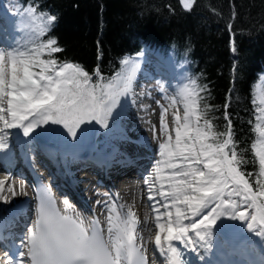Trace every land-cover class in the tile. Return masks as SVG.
Returning a JSON list of instances; mask_svg holds the SVG:
<instances>
[{
	"label": "snow or ice",
	"instance_id": "snow-or-ice-1",
	"mask_svg": "<svg viewBox=\"0 0 264 264\" xmlns=\"http://www.w3.org/2000/svg\"><path fill=\"white\" fill-rule=\"evenodd\" d=\"M182 2L185 8L191 7L192 0ZM55 21L54 15L37 16L34 7L23 10L22 23L30 29L32 40ZM56 44L53 38L30 50L0 48V151L8 147L10 129H19L24 137H29L37 128L60 125L75 139L84 124L95 122L108 128L122 98L132 94L139 58H123V68L114 77L107 82H102L103 78L93 81L79 64L40 59L44 49L49 50V55L62 51ZM235 50L233 43L232 51ZM33 67H39L40 71H33ZM96 76H100L98 68ZM194 86L192 82L179 93L184 113L182 118L174 114V140L168 131V109L161 106L160 127L166 140L159 144L161 159L145 181L150 201L154 200L150 181L154 178L160 183L157 194L163 203L155 201L152 205L158 213L155 246L166 257L167 264H187L174 241L193 252L211 250L213 229L222 218L239 221L249 232L264 238V183L257 181L258 190L254 191L239 168L242 161L234 148L229 154L233 144L231 121L227 139L216 143L208 142L209 132L193 126L192 117L199 120ZM260 103L264 105V99ZM259 111L258 120L264 122V107ZM205 126L210 128L207 121ZM256 130L258 139L253 147L259 175L264 177V123L257 124ZM165 169L170 171L165 174ZM165 182L167 192L163 191ZM7 191L13 196L20 194L11 187ZM3 192L4 180H0V193ZM39 197L36 220L27 227L21 244L5 252V264H146L142 246L137 243V220L131 210L121 215L114 206L111 208L116 214L108 216L105 239L98 221L85 225L78 214H68L67 200L63 212L57 209L47 186L40 187ZM0 200L7 201L8 197L0 195ZM160 207L165 211L160 212ZM162 218L166 219L161 222Z\"/></svg>",
	"mask_w": 264,
	"mask_h": 264
},
{
	"label": "trees",
	"instance_id": "trees-1",
	"mask_svg": "<svg viewBox=\"0 0 264 264\" xmlns=\"http://www.w3.org/2000/svg\"><path fill=\"white\" fill-rule=\"evenodd\" d=\"M10 2L20 14L31 6L37 16L56 17L36 40L31 39L30 29L25 31L22 50L54 38L62 51L49 55L44 49L40 59L79 64L93 81L107 82L122 70L123 58L136 57L144 47L185 65L187 79L195 85L199 120L194 116V126L209 132L208 142L216 143L227 139L231 121L229 154L234 148L242 161L239 168L254 191L257 181L264 183L253 147L257 124L264 123L258 120L261 106L255 100L257 84L264 77V0H192L190 8L182 0Z\"/></svg>",
	"mask_w": 264,
	"mask_h": 264
},
{
	"label": "bare ground",
	"instance_id": "bare-ground-1",
	"mask_svg": "<svg viewBox=\"0 0 264 264\" xmlns=\"http://www.w3.org/2000/svg\"><path fill=\"white\" fill-rule=\"evenodd\" d=\"M4 23L5 19L4 21L0 20V29L2 33L5 29L3 26ZM2 33H0V47L4 45L6 42L4 38L8 35V33ZM145 54L146 51L141 56L139 69L136 73L135 80L133 81L132 94L126 98H122L124 108L120 113V118L125 129L115 133L113 140L106 147L101 160L95 159L96 161L94 162V158L91 157L92 159H87L86 161L87 165H93L104 161L106 163L109 162V170H106V172L113 173V170L127 169L125 165L119 163L122 162L120 160L124 158V154L126 152H130L131 154L136 153L137 156L140 155L141 157L138 156V158H140L138 162L131 164V166L135 167L138 172L146 170L145 166L148 163V158H151L152 160V163L148 168L149 171L146 172L144 176L145 179L143 180V177L132 174L130 178L124 177L125 179H123L120 183L113 184L112 181L110 182L108 178L105 177L106 175L103 173L104 169H102L101 166H96L95 169L100 172L99 176L102 177L103 182L105 181V187L107 186V192L100 191L96 188L97 186H95V180L88 173L89 171H92L91 169L82 171L78 170L76 174V172L69 170L67 165L64 164L62 160L60 163H55L50 159H47L46 153L51 151L49 149L42 148L40 142L45 143L50 140V130L44 129L39 132H34L29 137H24L22 133L18 131L12 132L11 147L9 146V150L4 152L2 155L4 156L3 159H5L7 163L0 165V180H4V192L0 193V195L7 196L8 200H0V207L15 200L18 202L22 200L24 202V206L18 214L6 217V219L0 223V239H3L4 244L8 245L7 240H10V236L13 238L18 236L19 230L21 226H23L22 224L27 213L31 210V208L33 209L37 205V198L28 183L33 182L34 178L38 180L40 178L42 179L46 171H43L44 168H40V163H35L31 154L29 152H25L24 150L25 144H28L26 147H29V144L36 143V146L40 147L36 150L35 155L37 157H41L42 155L45 158V166H48V168L50 167L51 169L46 182L51 180V177H53L52 183L55 190L59 194L58 204L61 209L64 211V201L67 200L70 205V210L68 212L69 215L78 214L79 217L85 221V225H88L89 222L93 220L98 221V225L101 226L104 231L105 239L108 237V216L110 214L115 216L116 214L115 212H111V208L114 206L116 212L121 213V215H125L129 210H131L135 214V218L137 220V243L142 246L143 251L144 246L141 237L145 234L144 229L146 223H148V217H146V212L144 216L137 214L136 212L138 211L135 212L133 206L136 202H139V199H137V193L139 192L140 187L149 192L147 189L148 184H146L145 181L148 180L153 173L156 161L161 159L159 155V144L166 140V136L162 134L160 127L161 106L168 109V131L172 135L173 140L175 139L174 114L178 113L182 118L184 113V103L179 95L181 89L184 88L183 72L179 68L172 69V67L167 66L163 62L157 63L154 58H151L149 61ZM159 65L160 68H158ZM157 69L160 70L158 72L159 75L156 72ZM180 73L182 75H180ZM160 75L163 78L161 84L164 87L165 92L159 90L154 92L156 87L152 86L151 83L156 81L154 76L160 77ZM165 97H167V99ZM158 99L160 101L159 104H157ZM173 100H175L174 104L172 103ZM69 157L71 156L69 155ZM80 158L85 159L83 156ZM19 161H24L25 169L22 167L17 169L13 168L15 162ZM58 167L59 169H57ZM33 168L36 170L35 173L33 172ZM164 171L165 174H167L170 170L165 169ZM78 172L80 175L73 178V176L78 175ZM139 177H141V181L135 180L137 178L139 179ZM62 180L67 182L69 185L72 180L75 185L73 187H76L77 190H74L73 187L69 188V185H65L64 183L62 184ZM102 180L100 179V182H102ZM139 182L142 183L140 186ZM150 183H154V190L158 193L160 190V183L154 178L150 181ZM21 186L23 188L22 192L20 191ZM9 187H11L13 191L20 194L13 196L7 191ZM163 191H168L167 182H165ZM77 194L82 195L87 201L85 203H82L83 200L76 202L71 198L73 197L77 199ZM157 200L163 203V200L159 195ZM98 201L100 203H97ZM140 202L142 203V200H140ZM144 203L147 204L148 202L145 201ZM141 206L143 205L141 204ZM162 209L165 210L164 208ZM185 223L187 222L185 221ZM229 232L230 230H225L223 227H216L215 229L216 237L220 236L225 245L231 244L232 248H229L230 250L228 252L220 250L218 246L209 251H205L204 249H198L196 252L191 251V249L185 250L193 253L194 257L198 260V264H264V254L262 255V261L252 258L247 253L242 255L239 252L241 242L239 240L234 241L235 239L232 238V233ZM214 237L215 236L213 235L212 242L214 241ZM21 241L22 240L20 239V242ZM173 243L177 247L182 248V246L179 245V242L174 241ZM16 244V247H18V243ZM6 248L8 251L9 249H13L14 245ZM5 252L6 251H3L2 254L5 255Z\"/></svg>",
	"mask_w": 264,
	"mask_h": 264
},
{
	"label": "rangeland",
	"instance_id": "rangeland-1",
	"mask_svg": "<svg viewBox=\"0 0 264 264\" xmlns=\"http://www.w3.org/2000/svg\"><path fill=\"white\" fill-rule=\"evenodd\" d=\"M0 9L3 11L2 15L6 14V16H8L7 17L8 20H10V24L12 23V25L15 27V36L11 40V41H13V39L15 40L14 44H12L10 46H5L6 45L5 44L6 42H5L4 45L0 47L2 49L10 51L13 48L19 47L20 44L24 42L25 38L23 39V35L25 37V31H27L29 28H27L22 23L23 13L20 14V12H18L17 5L12 4L10 2V0H5V2H3V0H0ZM3 19H5V22L7 21V19L5 17ZM6 37L8 39H10L11 35L8 34ZM21 39L23 41L20 42ZM178 68L181 71H183L182 66L181 67L179 66ZM183 84H184V82H183ZM151 85L152 86L156 85L155 81H153L151 83ZM185 86H189V83L185 82ZM154 87H156V90H159L158 85L154 86ZM262 99H264V78H262V80L260 81V83L258 85V90H257V102H258V104H260L261 107H264V105H262L260 103V101ZM157 101H159V99ZM123 108H124V103H123V99H122L120 105H118L117 109L114 110L113 116L109 120V127L108 128H103L100 125L96 124L95 122H92L90 124H84L81 126V130L78 131V135L75 139H72L71 137H69L66 133V130L63 129V127L60 125L43 126V127L37 128L35 130V132H39V131L44 130V129L50 130L51 131L50 140L48 142L46 141L45 144H47V146H49L50 148H52L55 151H58V152L60 151V154L63 153L65 160L70 163L72 157H69L68 155L74 157V156H76V154H85V153L93 154L96 152V150L100 152V150H102L101 147H103L104 145L108 146L109 143L113 140L115 132L117 133L120 130L125 129V127L122 125V121L120 118V113L123 111ZM8 131L10 133H12L13 131L21 132V130H19V129H10ZM11 136H12V134L9 136L7 149L0 151L1 157H4V156H2L3 153L8 151L9 148L11 147V144H12L11 143ZM45 144L43 143V146L41 145L42 148L46 147ZM25 145L28 146V144H25ZM29 145H30L29 147L24 146L25 152H29L31 154L33 161L35 159V161H34L35 163H40V165L44 164L43 171L45 170L48 172L50 170L49 172H51L50 167L48 168V166H45V158L42 155H41V157H37L35 155L36 150L40 146H36V143H32ZM106 147H105V149H106ZM80 151H82V152L80 153ZM104 152H105V150H104ZM104 152H102L101 155H103ZM50 153L51 152L46 153V157L48 160L49 159L51 160ZM1 157H0V162L3 163L4 161H3V159H1ZM80 157H82V156L79 155V158ZM93 161L94 162L96 161L95 158L93 159ZM0 165H4V164H0ZM21 167L25 169L24 161L15 162V165L13 168L17 169V168H21ZM68 167L69 166H67V168ZM149 167H150V164H148L146 166L147 171H149L148 170ZM88 173H89V175H91L93 177V179L96 182L97 179L94 176L95 174H92V171H89ZM144 174H146V172ZM79 175H80V173L78 172V176ZM74 177L75 176H73V178ZM105 177H107V176H105ZM141 177H143V176H141ZM141 177H139V179L137 178L135 180L141 181ZM99 178L102 180V177L99 176ZM100 179H98V180H100ZM112 180H113V176L109 181L111 182ZM102 183H101V185L95 184V186H97L96 188H98V190H100V191L107 192L106 191L107 186L105 187L106 183H104L103 180H102ZM112 183H113V181H112ZM140 184H142V183L139 182V186H140ZM152 184H154V183H152ZM70 185L75 186L74 182L72 180L70 181ZM139 189L140 190L137 193V199H139V202H136V204L133 206L135 210L134 209L133 210L135 212L138 211L139 213L138 212H136V213L141 215V216H144V214L146 212V217H148V219H147L148 223H146V226L144 229V233L146 234V236L144 234L143 239H142L143 240V246H144L143 253L151 258V264H166V262H165L166 257L164 255H162L160 253L159 249L155 246V235H156L157 231H159L155 227L156 216L158 213L152 207V205L155 201H158L157 200L158 194L155 192V190H154L155 188L153 187L154 200L150 201L148 199L150 193L147 192L146 190H143L142 187H140ZM74 190H77L76 187ZM77 197H78V195H77ZM82 200L84 202H86V199H84V197ZM140 200H142V203L140 202ZM145 201H147L148 203L145 204L144 203ZM141 204L143 206H141ZM87 205H88V203H87ZM162 208L163 207L159 208L160 212L165 211ZM36 214H37V211L35 208H33V209L31 208V210H29V212L27 213L25 220L22 224V225H24V223H25V225L21 226L19 233H18V237L21 236V234H22L21 238L24 237L23 235L26 234L27 227L31 226V224L36 220ZM164 219H166V218H162L161 222H163ZM186 222H188V221H186ZM216 227H223L225 230L226 229L230 230L229 233H232V235H233L232 238L235 239L234 241L239 240L241 242V248H240L239 252L242 255L244 253L245 254L247 253L252 258H255L256 260L262 261V255L264 254V238L256 236L254 232H249L246 228V225L242 224L241 222L233 221V220H230L227 218H222L220 221L217 222V226L214 227L213 235L215 237H214V241L212 242V248L211 249L218 246V248L220 250L228 252L230 250L229 248H232L231 244H229V245L227 244L225 246V244L222 241L220 236L216 237V234H215ZM19 244H20V242H19ZM247 244H249V246H247ZM251 251H255V252H251Z\"/></svg>",
	"mask_w": 264,
	"mask_h": 264
},
{
	"label": "water",
	"instance_id": "water-1",
	"mask_svg": "<svg viewBox=\"0 0 264 264\" xmlns=\"http://www.w3.org/2000/svg\"><path fill=\"white\" fill-rule=\"evenodd\" d=\"M24 202L21 201H12L11 203L9 202L7 205H3L0 207V219L8 214H11L13 212L21 210L23 207Z\"/></svg>",
	"mask_w": 264,
	"mask_h": 264
}]
</instances>
